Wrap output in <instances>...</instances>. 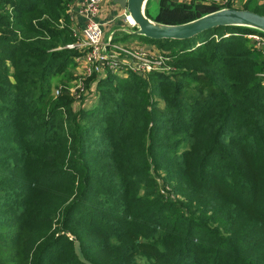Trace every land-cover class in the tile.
Listing matches in <instances>:
<instances>
[{
    "label": "trees",
    "instance_id": "16d2710c",
    "mask_svg": "<svg viewBox=\"0 0 264 264\" xmlns=\"http://www.w3.org/2000/svg\"><path fill=\"white\" fill-rule=\"evenodd\" d=\"M69 1L0 0V264H83L76 240L90 264H264V62L245 37L261 33L147 39L177 70L107 72L74 113L50 96L81 57ZM197 2L147 16L230 8Z\"/></svg>",
    "mask_w": 264,
    "mask_h": 264
},
{
    "label": "rangeland",
    "instance_id": "374dc122",
    "mask_svg": "<svg viewBox=\"0 0 264 264\" xmlns=\"http://www.w3.org/2000/svg\"><path fill=\"white\" fill-rule=\"evenodd\" d=\"M195 1H198L197 3L201 5H207V6L214 5L217 7H222V6L227 5L231 9H235V10H244V8L247 7L249 11L255 14L259 13L260 15H264V0H195ZM171 2L187 5V3H190L191 1L171 0ZM157 8H158V0H152L151 4L149 5V9H148L149 14L151 15L154 14ZM73 28L74 26L72 24L71 29H70L71 36L72 38L76 37L80 42L81 40L80 39V29L76 27L77 30H74ZM108 34L109 32L105 33L106 37ZM208 34L209 32L205 31L204 33L198 35V37L193 39L191 43H200L202 40H204L206 37L209 36ZM227 34L228 33L224 34L223 37L230 36L229 34L228 35ZM247 35H250V34H247ZM247 35H245L246 38H247ZM217 38H218V35H215V38L213 39L216 40ZM248 40H249L247 44L248 47H250L253 52L259 53L260 54L259 58L264 62V47L261 48L262 50H260V48L256 49L258 46H255V44L250 39ZM117 42L116 41L114 42V44H117L116 45L117 48L120 47L121 49H128V48L132 49V51L128 52L130 55L123 52L121 54L123 57L119 55V50H120L119 48L112 50L113 51L112 53L119 55V57L121 58V60L123 61L125 65L123 68L119 69V72H117V74H120L122 75V77L127 78L130 74L137 73V74H140L143 78H146V76L150 74L154 66L153 64L154 60L153 62L149 61L150 60L149 53H153L152 55H156L155 51L159 53L160 52L159 48H157L156 46H151L147 39H142L136 36L135 37L126 36L124 34L121 35V38H119ZM140 48H142L144 51L140 50ZM75 51L80 53V51L78 50H75ZM114 51H116V53ZM136 52L142 53L143 56L139 54H135ZM161 56H164V55H161ZM165 58H166V62H165L166 64L165 65L162 64L160 66L162 68H159V69L163 72H166V74L168 73V75H171V73L175 72L177 68L172 64V58L171 59L168 57H165ZM155 65L156 67L158 66V64H155ZM83 66H81L80 64L76 66V61H75V66L72 69V71H69L63 76H60L58 78L55 77L51 80L50 96L52 97L53 100L58 98L61 95L62 91L68 92V95L72 98H74L73 96L76 97L77 94L82 97L85 95L83 98L81 97V101L80 100L77 101V99H74V102L71 105V109L73 110L74 113H77L80 111V106H81L80 104L82 103L84 104L83 108L90 106V103H93V104L95 103V101L91 99H93V97H95L96 94H98V92L96 91V82L99 81L101 78H104L108 71H112L109 68H107V69H102L100 73H92L90 76H87L86 72L84 71ZM147 68H149V71ZM258 69L259 70L256 73V77L257 79H261L260 75L264 71V64L261 68H258ZM67 74H69L70 76L69 79L66 78V76H68ZM89 80H90L89 82L90 85L87 86L88 84L87 82ZM151 99H152V102L154 101L157 102L158 106L160 108H163V100L161 98H159L158 96H154ZM163 176H164L163 173L160 176H158L157 174H154L158 188L160 190L164 188L165 191H168V192L170 191V193H172L170 187L164 183ZM171 197L174 198V195H171ZM67 236L70 238V240L76 239L75 236L72 234H68Z\"/></svg>",
    "mask_w": 264,
    "mask_h": 264
},
{
    "label": "water",
    "instance_id": "95a60500",
    "mask_svg": "<svg viewBox=\"0 0 264 264\" xmlns=\"http://www.w3.org/2000/svg\"><path fill=\"white\" fill-rule=\"evenodd\" d=\"M152 0H111L114 6L123 10V17L127 16L134 22L132 29L118 28L111 31L107 37L103 36L105 44L121 38V35L140 37L148 40H178L185 41L196 37L205 31L234 27L245 28L264 35V16L255 14L248 10H235L228 7L205 13V15L184 24H162L147 16V10ZM114 37L116 39H114ZM75 255L83 264H90L84 260L79 242L75 241L73 246Z\"/></svg>",
    "mask_w": 264,
    "mask_h": 264
},
{
    "label": "built area",
    "instance_id": "2783aa9c",
    "mask_svg": "<svg viewBox=\"0 0 264 264\" xmlns=\"http://www.w3.org/2000/svg\"><path fill=\"white\" fill-rule=\"evenodd\" d=\"M75 2L78 5L77 10L73 13H71V6H69V22H71V25L73 24L74 30H77L76 27L80 29L81 40L79 42V40L75 37V42L66 45L65 48L80 51L81 57L76 59V63L80 64L81 66L84 65L83 68L87 76H90L92 73H100L102 69L107 68L112 70L108 72L117 74V72H119V69L125 66L119 55L123 57L121 55L123 52L129 54L128 52L132 51V49H121L120 47H118L120 49L118 55L112 53V50L118 49L116 47L117 44H105V40L103 38L104 26L101 22L98 21L102 8V0H75ZM78 19H81V21H83L82 25L79 23ZM123 20L125 21L127 28H133L134 25L130 22V20H128L127 16H125ZM247 38L250 39L255 44V46H258L256 49L260 48V50H262L261 48L264 47V35L250 34L247 35ZM140 50L144 51L142 48H140ZM114 52L116 53V51ZM135 54L143 56V54L140 52H136ZM149 54V61L153 62L154 60V66L150 73L154 71L163 72L159 68H162L160 67L162 64H166V58L164 56H161L162 54H159L157 51H155L156 55H152L153 53ZM155 64H158V66L156 67ZM147 69L149 71V68ZM260 76L261 84L262 86H264V71ZM73 97L74 99H77V101H79L82 96H79L77 94L76 97Z\"/></svg>",
    "mask_w": 264,
    "mask_h": 264
},
{
    "label": "crops",
    "instance_id": "0c3cea01",
    "mask_svg": "<svg viewBox=\"0 0 264 264\" xmlns=\"http://www.w3.org/2000/svg\"><path fill=\"white\" fill-rule=\"evenodd\" d=\"M70 6H71V13H73L74 11L77 10V3L75 2V0H70ZM123 10L120 9V7H116L111 3V0H102V8H101V12L98 18V21L101 22L103 24V28H104V36L106 32H111V31H115L118 30V28H127V25L125 24V21L123 20ZM118 18V19H117ZM79 23L82 25L83 21H81V19H78ZM130 22L132 23V21L130 20ZM133 24V23H132ZM114 39H116L114 37ZM119 39V38H118ZM115 40L116 42L118 41ZM113 41V43L115 42ZM119 43V42H117ZM135 44V43H134ZM76 66H78V64L76 63Z\"/></svg>",
    "mask_w": 264,
    "mask_h": 264
},
{
    "label": "bare ground",
    "instance_id": "6f19581e",
    "mask_svg": "<svg viewBox=\"0 0 264 264\" xmlns=\"http://www.w3.org/2000/svg\"><path fill=\"white\" fill-rule=\"evenodd\" d=\"M128 20H131L130 18H128ZM132 21V23L134 24V22H133V20H131Z\"/></svg>",
    "mask_w": 264,
    "mask_h": 264
}]
</instances>
